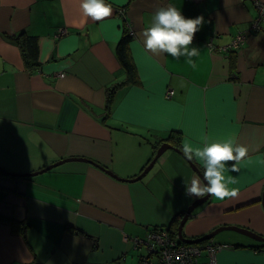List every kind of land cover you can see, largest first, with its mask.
Wrapping results in <instances>:
<instances>
[{
    "label": "crops",
    "instance_id": "1",
    "mask_svg": "<svg viewBox=\"0 0 264 264\" xmlns=\"http://www.w3.org/2000/svg\"><path fill=\"white\" fill-rule=\"evenodd\" d=\"M106 3L112 15L93 21L80 0H0V167L23 174L83 158L130 179L171 133L182 151L186 142L202 148L206 140L235 138L249 149L225 173L238 196H210L183 236L235 226L264 237V15L240 49H225L249 30L264 0ZM166 4L186 18L204 17L190 46L200 50L194 67L143 46L152 13ZM125 31L136 75L130 84L116 56ZM22 35L37 38L30 64L17 43ZM192 161L204 173L203 162ZM93 163L71 160L33 177L0 173V264H139L146 249L133 240L171 226L200 198L186 194L196 174L174 150L135 182L117 181ZM261 244L230 230L198 243L201 261L212 264H264Z\"/></svg>",
    "mask_w": 264,
    "mask_h": 264
},
{
    "label": "clouds",
    "instance_id": "2",
    "mask_svg": "<svg viewBox=\"0 0 264 264\" xmlns=\"http://www.w3.org/2000/svg\"><path fill=\"white\" fill-rule=\"evenodd\" d=\"M80 7L85 16L93 21H102L110 17L113 8L106 0H80ZM205 23L203 16L186 18L180 10L171 4L158 7L152 13L150 26L142 33L143 46L153 55L168 54L175 59L186 57L185 62L195 66L192 57L199 55L193 45L195 34ZM183 153L188 160L196 157L203 162L204 173L201 178L194 175L190 185H186V194L192 197L210 195L219 200L235 198L238 189L229 188L234 184L232 176L226 172L236 171L235 164L248 155L249 149L235 138L224 142H204L203 147L193 148L190 143L183 144Z\"/></svg>",
    "mask_w": 264,
    "mask_h": 264
},
{
    "label": "built area",
    "instance_id": "3",
    "mask_svg": "<svg viewBox=\"0 0 264 264\" xmlns=\"http://www.w3.org/2000/svg\"><path fill=\"white\" fill-rule=\"evenodd\" d=\"M256 6L258 9L257 19L251 24L248 31L237 34L225 47L226 50L240 49L245 42L246 34L258 30L264 10L259 3H256ZM129 34L132 33L129 32ZM168 94L170 96L172 92L170 91ZM133 241L137 249L142 250L143 247L146 249V253L139 259V264H212L213 262V259L210 263L201 261L204 251L201 245L180 244L171 239L165 229L150 230L145 239L136 238ZM216 248H221V245H217ZM215 250V247L207 249L210 258L213 257Z\"/></svg>",
    "mask_w": 264,
    "mask_h": 264
},
{
    "label": "water",
    "instance_id": "4",
    "mask_svg": "<svg viewBox=\"0 0 264 264\" xmlns=\"http://www.w3.org/2000/svg\"><path fill=\"white\" fill-rule=\"evenodd\" d=\"M167 150H174L175 152L180 154L186 160V162L188 163V165L192 169V171L195 172L196 175H199L201 178L203 177V173L199 170V168L195 165V163H193L192 160H188L185 157L182 150L172 146L171 144H169L167 142L160 144L159 147L156 149L155 154H154L153 158L151 159V161H149V163L144 167V169L138 175H136L130 179H121V178L117 177L116 175H114L109 170H107L106 168H104L98 164H95V163H93L87 159H83V158H70V159H65V160L61 159L58 162L52 163V164L42 168L38 172L23 173V174L8 172V171H6L0 167V173H2L4 175L12 176V177H33L37 173H43V172H46L48 170H51L52 168H55L64 162L76 160V161H83V162H87V163H93L95 166H97L99 169H101L107 175L111 176L112 178L116 179L117 181L135 182V181L140 180L142 177H144L151 170V168L154 166V164L156 163L158 158ZM209 198H210V195H205L203 197L197 198L189 205V207L185 211H183V213H182L183 215L181 216L180 220L178 221V226H177V238L180 242L185 243V244H198V243H201L204 241L211 240L216 234H218L221 231L230 230V231L238 232L240 234L248 236L249 238H251L255 241L264 243V237H261L255 233H253L252 231L247 230V229L239 228V227H235V226L220 227V228H218V229H216V230H214V231H212V232L208 233L207 235H204L200 238L186 239L183 236V227H184L185 223L192 216L194 209H196L201 204L207 202L209 200ZM261 203H262V206L264 208V188H263V192H262V196H261ZM221 246H225V245H221Z\"/></svg>",
    "mask_w": 264,
    "mask_h": 264
},
{
    "label": "trees",
    "instance_id": "5",
    "mask_svg": "<svg viewBox=\"0 0 264 264\" xmlns=\"http://www.w3.org/2000/svg\"><path fill=\"white\" fill-rule=\"evenodd\" d=\"M130 34H128V31H125L123 36L121 37V39L119 40L118 44H117V48H116V56L117 59L119 61V63H121L123 70L125 72L126 75V80L123 84H130V83H134L135 80V69L132 65V62L130 60V57L127 53V44L128 42L131 40V36H129ZM22 39L17 40L18 46L21 50V54L23 56V58H25V62L26 64H30V61L28 60V58L33 57L34 55L37 53V38L35 36H29V35H22L21 36ZM35 64V61H31V65ZM121 84V85H123ZM115 87L113 89L110 90L109 92V96L107 98V103L109 104L111 102V98L113 94L112 92H114ZM167 143L171 144L174 147H179V137L174 136V133H171L167 136ZM181 150V149H180ZM155 152H153L152 157L149 159V161H151V159L153 158ZM149 161L146 163V165L149 163ZM145 165V166H146ZM144 166V167H145ZM144 167L141 169V171L144 169ZM140 171V172H141ZM182 216V213H178L174 219L172 220L171 226L165 228V230L167 231L168 235L170 236L171 239L177 241L178 239L177 237V226H178V221L177 219L180 218ZM157 229H162V228H154L152 230H157Z\"/></svg>",
    "mask_w": 264,
    "mask_h": 264
},
{
    "label": "rangeland",
    "instance_id": "6",
    "mask_svg": "<svg viewBox=\"0 0 264 264\" xmlns=\"http://www.w3.org/2000/svg\"><path fill=\"white\" fill-rule=\"evenodd\" d=\"M139 174V173H138ZM225 233H227L226 234V236H232V235H234L235 233H232V232H222V233H220V235H225ZM216 236V235H215ZM142 253H144V251H142Z\"/></svg>",
    "mask_w": 264,
    "mask_h": 264
},
{
    "label": "flooded vegetation",
    "instance_id": "7",
    "mask_svg": "<svg viewBox=\"0 0 264 264\" xmlns=\"http://www.w3.org/2000/svg\"><path fill=\"white\" fill-rule=\"evenodd\" d=\"M194 245H196V244H194ZM264 246V243L263 244H261L259 247H263Z\"/></svg>",
    "mask_w": 264,
    "mask_h": 264
},
{
    "label": "bare ground",
    "instance_id": "8",
    "mask_svg": "<svg viewBox=\"0 0 264 264\" xmlns=\"http://www.w3.org/2000/svg\"><path fill=\"white\" fill-rule=\"evenodd\" d=\"M162 229H165V228H162Z\"/></svg>",
    "mask_w": 264,
    "mask_h": 264
}]
</instances>
